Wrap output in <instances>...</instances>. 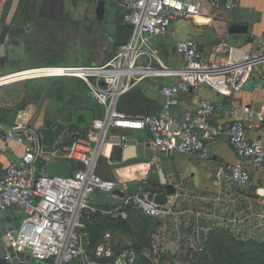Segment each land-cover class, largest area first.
Masks as SVG:
<instances>
[{
    "label": "built area",
    "instance_id": "1",
    "mask_svg": "<svg viewBox=\"0 0 264 264\" xmlns=\"http://www.w3.org/2000/svg\"><path fill=\"white\" fill-rule=\"evenodd\" d=\"M8 1L0 0V22ZM96 1L122 9L123 21L132 27L131 39L112 60L100 67H63L67 74L60 77L36 73L48 68L0 75V88L30 80L74 78L104 109L103 116L87 130L74 129L69 142L50 151L42 146L39 130L27 126L6 128L0 123V144L9 147L15 143L24 148L23 156L11 162L0 176V212L18 210L23 214L17 228L5 230L8 247L31 255L34 264H137L138 255L120 246L110 233L97 247L88 237V223L95 215L128 220L132 213L161 224L151 250L144 253L150 264H196L206 252L211 235L220 230L238 240L264 241V186L256 185L249 168L264 166V142L252 138L244 121L238 119L245 115L251 122L264 125V109L254 111L232 99L228 113L233 118L220 123L216 120L219 105L206 99L198 110L186 111L182 119L173 113L181 96L201 86L222 97L241 93L256 71L264 68V35L253 50L238 51L223 44L222 54L229 59L217 62L206 58L196 41H182L177 44L184 60L179 69L165 65L154 42L175 20H199L206 6L215 12L235 11L242 0ZM150 77L179 79L162 88L161 110L135 117L120 112L121 98ZM130 132H147L153 147L162 154L195 155L204 161L210 159L209 145L227 135L238 162L213 176L217 185L226 189V199L182 188L174 201L162 205L144 190L133 193L129 188H120L117 180L103 179L98 175L100 161L109 160L114 148L128 147ZM45 156L76 161L83 168L69 176L51 175L42 164ZM98 191L118 200L117 207L110 211L96 208L93 200ZM240 191L252 195L261 210L245 209L241 201L246 197L239 195ZM186 214L195 215L193 224L180 220L179 216ZM7 264L28 263L11 259Z\"/></svg>",
    "mask_w": 264,
    "mask_h": 264
},
{
    "label": "crops",
    "instance_id": "2",
    "mask_svg": "<svg viewBox=\"0 0 264 264\" xmlns=\"http://www.w3.org/2000/svg\"><path fill=\"white\" fill-rule=\"evenodd\" d=\"M49 1L52 0L8 1L5 16L0 22V34L7 25L10 27L5 44L0 45V75H8L46 66L41 63L36 65L28 63L24 53H21L23 51L18 41H23V29L19 25L18 15L23 13L27 5L31 7L32 12H36L39 10L40 6ZM55 9L53 3L47 8V10L52 11L53 16L56 14ZM205 9V15L199 20L195 21L190 18H182L173 21L167 33L154 40L157 48L160 50L164 47L166 45L165 40L167 41L168 37H171L168 42L173 44L174 53L179 54L177 52L178 43L186 40H194L199 44L206 58L217 62L221 59L224 61L229 59L228 55L222 54L223 44H228L238 51L253 50L256 48L259 38L264 35V0H242L240 8L231 12H215L211 11L209 7ZM121 15H123V10L121 11ZM233 26H247L248 32L230 34V29ZM14 28L19 29L18 34L14 38H10V34ZM177 35H181L182 37L177 39ZM164 56L168 62L163 60L167 67L179 69L184 66V60L180 54L173 60L169 58L168 53H165ZM172 61H175L174 65L170 64ZM60 68L63 67H57L54 70L40 69L37 73L46 75L59 74L60 72L57 71ZM40 71H54L56 73H45ZM147 79L142 81L130 92L135 94L132 97L134 101H137V95L145 99L143 105L145 112H147L145 115L159 112L164 103V97L161 93L162 88L179 81L178 78L163 77L156 78L160 80L158 83L155 82L149 85L148 83L144 84ZM26 82L28 81L11 84L0 89V123L6 128L27 126L39 130L42 137V146L47 151L55 149L72 139V131L79 128L76 126V122L78 121L80 124L85 122L83 112H93L95 114V119L103 116L104 109L90 97L88 90L82 86L79 80L76 81L75 79L69 82L71 85L69 84L67 87L73 89L74 92L62 102L63 105L59 108V115L55 119L51 117L46 102L40 105L38 102H35L34 97L30 98L23 90V92L21 91V87ZM82 91L86 92L87 100L83 98ZM79 93H81V95H79ZM206 99L219 105L216 120L220 123L230 121L233 118V116L228 113L230 109L229 104L232 99L239 100L242 105L249 106L254 111L264 109V68H260L256 71L250 82L244 86L242 92L239 94H234L232 97H222L208 87L201 86L196 90H192L189 94L181 96L179 104L175 107L173 113L177 118L182 119L186 111L198 110L201 102ZM52 108H55V106ZM78 112L79 115L77 116L76 114ZM238 119L244 121L246 130L252 138L264 142V125L251 122L245 115H240ZM52 120L57 121L59 126L56 127ZM128 135L131 140L130 145L126 148L119 147L121 149L116 154V157L121 158V161H112L110 159L113 154L112 152L115 150L114 148L109 160L106 159L108 165L99 170L105 180H117L121 184L120 188H129L133 193L144 190L145 193L155 199L159 193H165L167 194L168 202L174 201L178 192H182V188L226 199V189L219 187L213 176L218 170H226L238 162V156L230 145L227 135L209 145L208 151L210 159L208 161H204L195 155L188 156L180 153L162 154L153 147L151 138L147 132H130ZM23 154L24 148L18 144L14 143L9 147L0 144V176L5 174L11 162L18 161ZM42 164L46 165L51 175L60 176H69L77 169L83 168V166L76 161L52 156H45L42 159ZM108 168H111L110 174ZM249 168L256 185H261V187L264 186V166H249ZM161 174L166 180V185L170 184L174 186L176 191L173 194L167 193L166 185L163 184L160 177ZM150 181H155L154 183L158 185L159 192L156 194H153L150 189ZM239 193V195L246 197V199L243 197L241 201L245 209L254 207L255 210H261V207L252 200V195L246 196L242 191ZM95 201H98L96 196L94 197L93 205L103 211H110L116 208V204L119 202L112 198L109 202L95 203ZM199 203H202V201ZM140 215L141 214L138 213L136 218ZM22 217L23 214L18 210L0 212V248L8 247L5 238L6 228L19 224ZM140 217L144 218L152 226L148 237L146 253L148 250H151V245L161 224L155 219L146 218L143 215ZM179 217L180 220L182 218L186 223L193 224L195 221L194 214H186V216L181 215ZM107 219L109 220L112 218ZM112 220L114 222L127 221L121 219ZM95 221L96 220L93 218V220L88 223V237L93 246L97 247L103 242L107 232L105 231L106 229H101V231L97 233L98 237H94L93 226ZM119 231L120 228L116 226L114 230L115 235H119ZM170 232H172V230H170ZM101 238L102 240L99 241ZM114 240L118 241L115 238ZM2 243H5V247H3ZM119 245L134 251L133 247L129 248L127 245L121 244L120 242ZM19 260L23 259L15 258V261ZM0 264L7 263L0 261Z\"/></svg>",
    "mask_w": 264,
    "mask_h": 264
},
{
    "label": "rangeland",
    "instance_id": "3",
    "mask_svg": "<svg viewBox=\"0 0 264 264\" xmlns=\"http://www.w3.org/2000/svg\"><path fill=\"white\" fill-rule=\"evenodd\" d=\"M52 3L56 8L54 16L51 10H47ZM96 3V0H52L40 6L36 12H32L31 7L27 5L23 13L18 15L19 25L23 29V41H18V44L21 46L23 51L21 53H24L27 62L33 65L39 63L47 65L50 62H56L63 67L91 66V61L101 62L108 56L110 38L117 45L126 44L131 39L132 30L123 21L122 10L108 4L105 18L99 20L95 14ZM181 37V35H177V39ZM170 38L165 40L166 45L159 50L160 57L164 61H166L165 53H168L171 60L179 55L174 53L173 44L168 42ZM174 63L175 61H172L170 64L174 65ZM74 80V78L30 80L21 87V91L23 90L30 98L34 97L35 102L40 105L46 102L51 117L55 119L59 115L62 102L74 92L73 89L67 87L69 84L71 85L69 82ZM76 81L78 80L76 79ZM159 81L155 77H150L144 84L152 85ZM81 93L87 100L86 92L82 91ZM137 96V101L132 100L129 112L132 115H145L147 113L143 108L145 99L142 96ZM53 106L55 108H52ZM52 121L56 127L59 126L57 121ZM95 196L98 199L97 202L111 201L109 196L99 191ZM97 202L95 201V203ZM116 226L120 228L119 235H115ZM151 227L140 216L128 223L114 222L112 219L104 221L98 218L94 223L93 233L94 237H98L97 233L101 229H106L107 233L114 236L113 239H117L129 248L133 247L138 254L137 264H150V260L145 257L144 253L147 250ZM101 240L102 238L99 239V241ZM216 241V247L210 251L207 262L204 264L259 263L257 260L260 253L252 244L241 243L226 234L221 235ZM2 245L5 247V243Z\"/></svg>",
    "mask_w": 264,
    "mask_h": 264
},
{
    "label": "trees",
    "instance_id": "4",
    "mask_svg": "<svg viewBox=\"0 0 264 264\" xmlns=\"http://www.w3.org/2000/svg\"><path fill=\"white\" fill-rule=\"evenodd\" d=\"M121 17L123 19V16L122 15H121ZM126 26L129 27L132 30V27L131 26H129V25H126ZM110 40H111V43L109 45L108 56H106L105 58H103L101 60V62L91 61L90 62V65L91 66H97V67L103 66L107 62H109L110 60H112L115 57V55L119 52V49H120L121 46L120 45H117L112 38H110ZM57 67H63V66L59 65L56 62H50L46 66H43V67H40V68H57ZM133 95H135V94L132 92V93L128 94L127 96L123 97L120 100V102H119V110H120V112H122V113H124V114H126L128 116H132V114L129 112V106L132 104V100H134V98H132ZM107 165H108V161L105 158L100 161L99 168H98V175H100L103 179H105V178H104L103 175L100 174V171L99 170L101 168L106 167ZM108 172H109V174L111 173V168H108ZM154 182L153 181H150L149 182V185H151V188L150 189H151L152 193L153 194H156L157 192H159V188H158V185H156ZM137 216H138V213H132L130 215L129 219L127 221H124V223H128V222H131V221L135 220ZM102 217L103 216H101L100 214H97V215L94 216V220H96L98 218L100 220H104V221H107L108 220L106 217H103V218ZM89 227H90V225H89ZM223 234L229 235V236L235 238L236 240H238L236 237H234L233 235L229 234L226 231H221L220 230V231L215 232L214 234L211 235V238H210V241L208 243V248H207L206 252L201 256L200 260L196 264H204V263L207 262L206 260L209 257L210 251L214 247H216V243H217L216 240L219 237H221V235H223ZM238 241H240L241 243H250L253 246H255V248L260 253V257L257 260V261H259V263H257V264H264V241H262V242L261 241H255V240H248V241L238 240Z\"/></svg>",
    "mask_w": 264,
    "mask_h": 264
},
{
    "label": "water",
    "instance_id": "5",
    "mask_svg": "<svg viewBox=\"0 0 264 264\" xmlns=\"http://www.w3.org/2000/svg\"><path fill=\"white\" fill-rule=\"evenodd\" d=\"M94 1V0H91ZM96 11L98 13V18L99 20H103L106 16L107 13V8H106V3L103 1H98L95 5ZM9 26L7 25L4 30L2 31V33L0 34V45H4L7 37H8V32H9ZM19 29L18 28H14V30L11 32L10 34V38H14L17 34H18ZM248 32V28L247 26H233L230 29V34H242V33H247ZM77 116L79 115V112L76 114ZM83 116L85 118V122L83 124L78 123V121L76 122V126L82 129L87 130L88 127L93 123V121L95 120V114L91 111H87V112H83ZM121 148L116 147L115 150L112 152V156H111V160L112 161H121V158H117L116 154L118 153V151H120ZM133 160V159H130ZM126 162V161H124ZM161 180L163 182V184L166 185V180L164 178V176L161 174ZM166 191L168 194H173L176 190L174 188V186L172 185H166ZM156 202H158L159 204H166L168 202V198H167V194L165 193H159L156 196ZM18 227V224L15 225V228ZM24 259L28 264H34L35 263V259L28 254H24L21 252H15L12 248L9 247H5V248H0V261L3 263H8L11 261V259Z\"/></svg>",
    "mask_w": 264,
    "mask_h": 264
},
{
    "label": "bare ground",
    "instance_id": "6",
    "mask_svg": "<svg viewBox=\"0 0 264 264\" xmlns=\"http://www.w3.org/2000/svg\"><path fill=\"white\" fill-rule=\"evenodd\" d=\"M54 69H56V68H48L47 70H54ZM40 72L56 73L54 71H40ZM57 72H60V73L59 74H48V75H46V74H40V75H41V77H45V76H47V77H60V76H65L67 74V71L64 70L63 68H60ZM71 72H74V71H71ZM37 74H39V73H37ZM108 154H110V150L108 151Z\"/></svg>",
    "mask_w": 264,
    "mask_h": 264
},
{
    "label": "flooded vegetation",
    "instance_id": "7",
    "mask_svg": "<svg viewBox=\"0 0 264 264\" xmlns=\"http://www.w3.org/2000/svg\"><path fill=\"white\" fill-rule=\"evenodd\" d=\"M90 1V0H89ZM95 14H96V16H97V18H98V13H97V11H96V8H95Z\"/></svg>",
    "mask_w": 264,
    "mask_h": 264
}]
</instances>
